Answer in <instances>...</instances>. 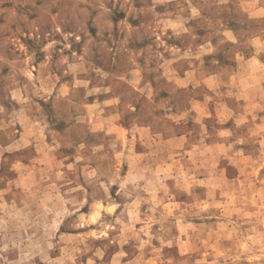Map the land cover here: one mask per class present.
I'll return each mask as SVG.
<instances>
[{
  "label": "rangeland",
  "instance_id": "1",
  "mask_svg": "<svg viewBox=\"0 0 264 264\" xmlns=\"http://www.w3.org/2000/svg\"><path fill=\"white\" fill-rule=\"evenodd\" d=\"M0 264H264V0H0Z\"/></svg>",
  "mask_w": 264,
  "mask_h": 264
}]
</instances>
